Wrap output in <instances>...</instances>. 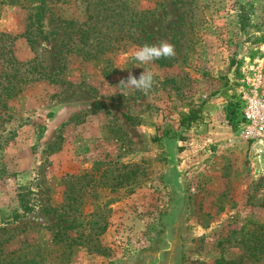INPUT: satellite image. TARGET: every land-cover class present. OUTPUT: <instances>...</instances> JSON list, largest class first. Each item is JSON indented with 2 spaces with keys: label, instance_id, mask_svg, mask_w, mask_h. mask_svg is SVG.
<instances>
[{
  "label": "rangeland",
  "instance_id": "374dc122",
  "mask_svg": "<svg viewBox=\"0 0 264 264\" xmlns=\"http://www.w3.org/2000/svg\"><path fill=\"white\" fill-rule=\"evenodd\" d=\"M160 42L153 88L120 85ZM257 58L264 0H0V264H140L174 205L177 264H264V146L233 118Z\"/></svg>",
  "mask_w": 264,
  "mask_h": 264
},
{
  "label": "built area",
  "instance_id": "2783aa9c",
  "mask_svg": "<svg viewBox=\"0 0 264 264\" xmlns=\"http://www.w3.org/2000/svg\"><path fill=\"white\" fill-rule=\"evenodd\" d=\"M239 86L237 131L253 146H264V60L246 62Z\"/></svg>",
  "mask_w": 264,
  "mask_h": 264
},
{
  "label": "clouds",
  "instance_id": "9594fccd",
  "mask_svg": "<svg viewBox=\"0 0 264 264\" xmlns=\"http://www.w3.org/2000/svg\"><path fill=\"white\" fill-rule=\"evenodd\" d=\"M175 56V47L171 43L160 42L159 44H144L142 47L136 49L131 57L134 66L142 67L143 65L152 63L162 58H172ZM143 68V67H142ZM144 71L140 73L139 77L129 71L126 79L120 81V85L130 87L135 90L147 93L155 83L154 74L151 71L143 68Z\"/></svg>",
  "mask_w": 264,
  "mask_h": 264
},
{
  "label": "trees",
  "instance_id": "16d2710c",
  "mask_svg": "<svg viewBox=\"0 0 264 264\" xmlns=\"http://www.w3.org/2000/svg\"><path fill=\"white\" fill-rule=\"evenodd\" d=\"M45 6L46 5L43 2H41L40 6L37 7L38 13H37L36 19L30 20V22L28 23L26 31L22 34V35L28 37L31 42H35L39 35L40 36L43 35V37H45V35H46V34H44V33H46L45 28H44V22H43L44 14H41V17L39 16L40 13L43 12ZM160 60H161V64H165L164 59H160ZM34 70H35V68H34ZM50 77L51 76H48L46 74L41 73L40 76H37L35 79H37V80L49 79ZM237 105H238L237 106V113L235 112L237 114V116H233V118H235V117L238 118V116H239V104H237ZM230 118H232V116H230ZM198 119H199L198 112H191L182 118L181 124L190 125L192 122L197 121ZM235 121H236V126H237L238 120H235ZM3 261H5V260H3ZM13 261L14 260L12 259V260H9V261L4 262V263L13 264Z\"/></svg>",
  "mask_w": 264,
  "mask_h": 264
},
{
  "label": "water",
  "instance_id": "95a60500",
  "mask_svg": "<svg viewBox=\"0 0 264 264\" xmlns=\"http://www.w3.org/2000/svg\"><path fill=\"white\" fill-rule=\"evenodd\" d=\"M173 240L160 244V248L155 251H147L142 254L140 264H177L178 236L174 227Z\"/></svg>",
  "mask_w": 264,
  "mask_h": 264
},
{
  "label": "flooded vegetation",
  "instance_id": "af4514ba",
  "mask_svg": "<svg viewBox=\"0 0 264 264\" xmlns=\"http://www.w3.org/2000/svg\"><path fill=\"white\" fill-rule=\"evenodd\" d=\"M175 205L167 211V213H165L163 215V222L165 225V229H164V234L163 237L169 242L170 240V228L172 226L173 220L176 218V209L174 210Z\"/></svg>",
  "mask_w": 264,
  "mask_h": 264
}]
</instances>
